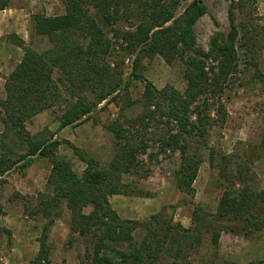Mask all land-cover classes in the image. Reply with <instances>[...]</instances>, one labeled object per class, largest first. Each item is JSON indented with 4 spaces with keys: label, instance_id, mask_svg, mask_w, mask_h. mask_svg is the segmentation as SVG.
Segmentation results:
<instances>
[{
    "label": "trees",
    "instance_id": "trees-1",
    "mask_svg": "<svg viewBox=\"0 0 264 264\" xmlns=\"http://www.w3.org/2000/svg\"><path fill=\"white\" fill-rule=\"evenodd\" d=\"M63 2L64 14H39L32 18V36H48L54 45L51 49L40 52L28 47L24 39L16 41L25 47V54L6 80V98L0 99V122L4 126L0 131V190L7 182V174L20 164L28 167L36 156L48 158L52 165L46 190L39 193L47 222L32 264H51L49 231L55 219L62 215L64 204L72 214L71 233L89 234L95 240L94 250L88 252L91 264H153L164 251L171 255L175 250L182 251L185 245L182 241H189L192 246L195 238L199 243L200 226L206 223L211 224L214 244H218L222 232H234L245 239L258 236L264 230V189L258 187L251 164L263 156L264 148L260 146L250 152V160L235 172L220 168V176L228 180V185L216 212L205 211L201 204L197 206L193 215L196 235L179 223L163 220L161 212L146 221L122 218L109 201L113 194H137L138 190L125 187L122 174L137 168L138 155L148 154L151 141L161 151H178L176 183L179 190L193 193L194 181L204 161L201 148L208 146L210 129L224 122L228 115L226 102L231 95L227 91L239 66L236 49L239 27L235 21L238 4L232 3L229 9V32H217L205 51L198 46L195 32L196 23L206 13L203 0ZM9 3L10 0H0V11L7 9ZM91 8L96 9L99 19L91 14ZM126 24L129 28L125 31ZM108 30L117 39L123 37L121 49L134 55L127 78L121 71L123 62L116 60L113 67L109 62L108 58L114 54V42L107 36ZM253 45L256 56L260 44ZM156 55L169 64L177 58L185 63L184 91L171 85L158 88L139 71L144 58ZM255 75L264 82L257 61ZM135 79L145 83L139 100L123 92L128 91ZM63 90L69 99L62 110L58 130L89 120L99 122L94 112L102 102L117 104L120 96L125 101L119 116L104 125L115 139L116 155L108 167L70 140L54 139L53 133L39 138L26 132L28 119L61 105ZM137 103L141 112L125 116L124 108ZM151 128L155 131H148ZM65 142L86 164L82 176L68 160L58 156V148ZM215 158L212 149L211 165L215 166ZM88 206L93 210L85 213ZM5 214L0 203V220ZM159 224L165 226L159 229ZM139 227L147 228L148 235L136 243L133 232ZM4 233L12 238L11 231L0 224V235ZM116 242H124L127 247L119 249ZM0 264H4L1 259Z\"/></svg>",
    "mask_w": 264,
    "mask_h": 264
},
{
    "label": "rangeland",
    "instance_id": "rangeland-1",
    "mask_svg": "<svg viewBox=\"0 0 264 264\" xmlns=\"http://www.w3.org/2000/svg\"><path fill=\"white\" fill-rule=\"evenodd\" d=\"M64 0H10L8 8L0 11V99L6 98V80L19 64L25 54V47L18 45V38L24 39L28 47L43 52L54 45L45 35L32 36V18L34 15L55 16L66 12ZM206 13L195 25L196 39L199 47L209 49L211 38L217 32L228 33L230 30L229 9L232 3L238 4L235 10V21L239 27L236 49L239 57L237 74L231 81L228 97V115L210 129L208 146L201 148L203 163L194 181L193 193L179 190L175 172L178 168L179 153L170 150L161 151L155 141L149 142L148 154L138 155V166L130 173L122 174V182L128 189L138 190L136 195L113 194L112 207L125 219L146 221L153 214L161 212L163 220L179 223L183 227L195 231L197 224L194 211L198 205H203L205 211L214 213L217 210L220 197L228 180L220 176V168L226 167L229 172H235L238 166H243L250 160L256 146L264 148V82L255 75V61L264 73V0H203ZM91 14L99 19L96 9L91 8ZM121 21V25L124 24ZM124 25V30L128 29ZM111 39L113 56L109 62H123L121 71L127 78L132 71L131 58L121 49L123 37L119 39L111 30L106 31ZM122 35V34H120ZM255 42L259 49L255 56ZM115 48V49H114ZM185 63L177 58L169 64L161 55L144 58L139 71L158 88L166 85L184 91L187 87L185 78ZM56 76V74H55ZM233 77V76H232ZM145 89L142 80H132L128 91H123L133 100L141 99ZM122 92V94H123ZM65 95V96H64ZM68 96L63 90L61 105L44 110L26 122V132L35 137H50L67 139L78 146L88 156L100 161L108 167L114 160L115 139L105 124L117 118L120 107L125 102L120 96L118 103L102 102L95 118L77 126H67L58 130L62 110L67 107ZM125 116L137 115L141 112L140 103L131 108H124ZM0 111L2 108L0 106ZM4 130L0 122V131ZM148 131H155L151 128ZM152 136H150L151 138ZM155 137V135H154ZM263 145V146H261ZM214 149L215 166L210 163V150ZM151 153V155H149ZM57 154L68 160L79 176H82L86 164L75 153L68 143L59 146ZM231 160V161H230ZM20 164L9 174L7 182L0 190V203L5 209L0 224L12 233V238L4 233L0 235V259L4 264H32L40 250L39 238L47 222L43 217L39 193L44 192L52 165L48 158L36 156L28 167ZM256 173L258 187L264 189V154L251 164ZM62 215L55 219L50 227L48 245L51 264H91L88 257L89 249H94L92 236L71 233V211L63 205ZM92 206L84 209L90 213ZM199 212V209H198ZM155 225V223L153 224ZM165 225L160 227H164ZM199 243L189 245L182 241V251H174V256L162 252L153 264H258L264 262V230L252 239L234 232H222L218 244L212 242L211 224L200 226ZM148 230L139 227L133 232L136 243L146 239ZM171 244H169L170 247ZM115 246L125 249L127 244L116 242Z\"/></svg>",
    "mask_w": 264,
    "mask_h": 264
},
{
    "label": "crops",
    "instance_id": "crops-1",
    "mask_svg": "<svg viewBox=\"0 0 264 264\" xmlns=\"http://www.w3.org/2000/svg\"><path fill=\"white\" fill-rule=\"evenodd\" d=\"M115 195H117V194H115ZM109 201H110V203H112V197H111V199H109ZM112 205V204H111Z\"/></svg>",
    "mask_w": 264,
    "mask_h": 264
}]
</instances>
